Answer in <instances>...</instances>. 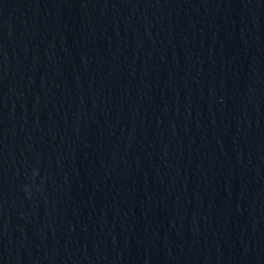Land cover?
Instances as JSON below:
<instances>
[{
    "label": "water",
    "instance_id": "1",
    "mask_svg": "<svg viewBox=\"0 0 264 264\" xmlns=\"http://www.w3.org/2000/svg\"><path fill=\"white\" fill-rule=\"evenodd\" d=\"M0 264H264V0H0Z\"/></svg>",
    "mask_w": 264,
    "mask_h": 264
}]
</instances>
